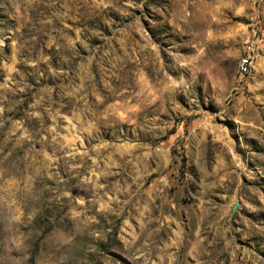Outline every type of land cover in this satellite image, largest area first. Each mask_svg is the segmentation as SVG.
<instances>
[{"label": "rangeland", "instance_id": "374dc122", "mask_svg": "<svg viewBox=\"0 0 264 264\" xmlns=\"http://www.w3.org/2000/svg\"><path fill=\"white\" fill-rule=\"evenodd\" d=\"M263 26L264 0H0V264H264Z\"/></svg>", "mask_w": 264, "mask_h": 264}, {"label": "built area", "instance_id": "2783aa9c", "mask_svg": "<svg viewBox=\"0 0 264 264\" xmlns=\"http://www.w3.org/2000/svg\"><path fill=\"white\" fill-rule=\"evenodd\" d=\"M251 56L248 63L242 67L243 74L250 70L251 64L257 55L264 53V26L259 29L253 28V34L250 39Z\"/></svg>", "mask_w": 264, "mask_h": 264}, {"label": "bare ground", "instance_id": "6f19581e", "mask_svg": "<svg viewBox=\"0 0 264 264\" xmlns=\"http://www.w3.org/2000/svg\"><path fill=\"white\" fill-rule=\"evenodd\" d=\"M250 56H251V48H250V44H249L247 46L245 52L238 59V68L241 71H242V67H244L248 63V61L250 60Z\"/></svg>", "mask_w": 264, "mask_h": 264}]
</instances>
